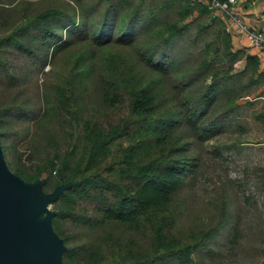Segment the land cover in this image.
<instances>
[{"label": "trees", "instance_id": "obj_1", "mask_svg": "<svg viewBox=\"0 0 264 264\" xmlns=\"http://www.w3.org/2000/svg\"><path fill=\"white\" fill-rule=\"evenodd\" d=\"M4 1L14 0L0 3ZM76 1L83 18L99 10L93 32L86 29L88 18L74 19L73 9L51 7L23 13L8 34L0 33L2 45L23 49L17 36L29 28H47L44 24L64 14L71 16L72 25L55 48L72 39L84 42L79 36L86 31L82 38L87 42L74 53L67 76L52 85L31 117L37 130L28 143L41 159L29 172H16L28 180L42 177L43 192L57 189L50 227L64 244L61 264H192L193 253L211 238L213 226L189 238L175 232L178 195L199 166L195 157H177L186 145L184 127L209 136L214 125L201 122L217 98L216 87L224 90L221 96H232L230 108L238 106L235 98L244 90V84L239 87L244 74L250 83L262 80L254 78L256 58L232 47L222 18L201 0ZM0 19L5 21L1 11ZM185 35L199 49L195 67L187 66L186 47L166 59L165 49ZM243 56V68L232 73ZM3 60L0 55V64ZM204 78L210 79L195 94L196 88L186 89L187 82H181ZM91 89L98 107L111 110L126 101V112L98 119L87 111ZM176 99L192 110L177 109ZM65 115L74 117L66 130ZM56 119L61 131L49 126ZM60 140H68V147L62 149Z\"/></svg>", "mask_w": 264, "mask_h": 264}, {"label": "rangeland", "instance_id": "obj_2", "mask_svg": "<svg viewBox=\"0 0 264 264\" xmlns=\"http://www.w3.org/2000/svg\"><path fill=\"white\" fill-rule=\"evenodd\" d=\"M14 1L0 3V7H3L0 11L5 19L3 22L0 19L2 35L12 30L13 24L23 13L34 14L45 8H60L68 12L73 9L76 21L85 20V17L90 20L86 28L88 33L93 32L94 21L99 18V10L88 12L83 18V11L76 0ZM67 16L70 15L52 18L48 26L44 24L47 28L43 25L29 28L21 36H17L18 41L23 43V49H18L12 43H0V55L4 59L0 64V110L5 109L0 111V146L7 170L21 182L27 197L43 194L42 177L28 180L16 172L18 168L29 172L41 159L28 143L32 142L31 131L37 130L31 117L36 109L42 108L52 85L67 76L74 53L87 42L82 38L86 32L84 31L79 36H82L81 40L84 42L72 39L55 48L68 37L66 28L72 23ZM113 31L116 33V30ZM52 33L55 37L50 35ZM185 36L186 39L179 42L175 40L165 49L168 54L166 59L177 56L179 47H186L190 50L185 53L187 66L195 67L200 60L199 49L192 45L188 35ZM185 41L190 42L184 46ZM199 41L197 44H200ZM111 50H117V46H112ZM45 53L47 60L43 63ZM240 64L236 61L231 72L243 68ZM209 79L195 82L184 79L181 82H187L186 89L196 88L193 92L195 94L197 88L201 90ZM250 79L245 74L242 77L239 87L244 84V90L235 98L238 106L232 108L229 100L232 96H221L220 93L224 90L216 87L217 98L212 101L201 122L206 127L214 125L215 130L208 133L209 136L199 135L196 133L198 130L194 132L190 127H184L187 132L183 133L185 141H182L186 145L179 149L177 157L184 160L195 157L199 166L178 195L176 208L179 216L175 232L189 238L192 233H200L213 226L211 238L206 239L204 247L196 254L193 253L192 264H262L259 259L264 256L260 246L264 240V98L260 97L262 91L256 90L257 83H250ZM88 98L87 111L96 114L100 120L114 119L126 112V101L107 110L98 107L99 104L95 101L97 94L93 89ZM174 104L184 112L192 110V105L182 106L177 99ZM6 106L10 107L5 108ZM226 108L228 112L224 113ZM64 119V130L71 128L74 117L65 115ZM49 126H54L57 130L61 127L57 119ZM67 141L60 140L62 149L67 146ZM46 190L50 191L51 188ZM46 195L51 197L54 192ZM51 210L52 201L33 213L34 221L47 222ZM53 233L64 247L62 238L56 232Z\"/></svg>", "mask_w": 264, "mask_h": 264}, {"label": "water", "instance_id": "obj_3", "mask_svg": "<svg viewBox=\"0 0 264 264\" xmlns=\"http://www.w3.org/2000/svg\"><path fill=\"white\" fill-rule=\"evenodd\" d=\"M52 192L27 197L7 170L0 146V264H61L64 247L50 227L51 213L47 222L36 223L32 216L55 199L57 189Z\"/></svg>", "mask_w": 264, "mask_h": 264}, {"label": "crops", "instance_id": "obj_4", "mask_svg": "<svg viewBox=\"0 0 264 264\" xmlns=\"http://www.w3.org/2000/svg\"><path fill=\"white\" fill-rule=\"evenodd\" d=\"M201 1L204 2V0ZM235 9L240 20L248 27L258 29L264 26V0H237ZM213 11L220 18H222L224 26L229 27L228 32L230 34L232 47L234 49H243L246 53L256 58V71L254 73V77H260L262 79L257 84L256 90L258 92L262 91L260 97L264 98V49L251 45L245 34L240 29V26L229 20L223 12L219 10ZM245 58L246 57L243 56L241 60L237 61V63H241L240 65L243 66ZM262 217H264V213ZM260 246L262 247L261 250L264 252V240L261 242ZM259 252H261L260 248ZM259 260L262 264H264V256H262Z\"/></svg>", "mask_w": 264, "mask_h": 264}, {"label": "built area", "instance_id": "obj_5", "mask_svg": "<svg viewBox=\"0 0 264 264\" xmlns=\"http://www.w3.org/2000/svg\"><path fill=\"white\" fill-rule=\"evenodd\" d=\"M204 2L209 8L223 12L229 20L237 23L251 45L264 49V26L253 29L244 24L235 9L237 0H204ZM225 29L228 31L229 27L225 26Z\"/></svg>", "mask_w": 264, "mask_h": 264}]
</instances>
